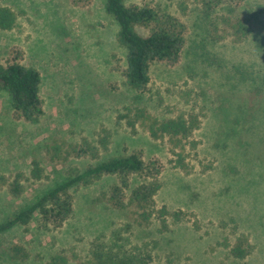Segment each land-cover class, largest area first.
Returning <instances> with one entry per match:
<instances>
[{
    "label": "rangeland",
    "instance_id": "1",
    "mask_svg": "<svg viewBox=\"0 0 264 264\" xmlns=\"http://www.w3.org/2000/svg\"><path fill=\"white\" fill-rule=\"evenodd\" d=\"M106 1L0 0L16 15L12 29L0 28V64L36 69L43 107L37 122L26 121L0 88V175L19 174L24 187L19 198L0 190V223L67 180L72 167L130 153L146 169L128 183L160 184L152 214L112 204L118 176L77 184L61 225L45 226L36 213L0 232V264H97L99 245L148 264H264V0H126L184 26L180 60L151 62L141 91L125 82L127 49ZM191 115L199 126L185 138L150 134L155 121ZM54 146L93 152L52 160ZM238 244L243 258L231 252Z\"/></svg>",
    "mask_w": 264,
    "mask_h": 264
},
{
    "label": "trees",
    "instance_id": "2",
    "mask_svg": "<svg viewBox=\"0 0 264 264\" xmlns=\"http://www.w3.org/2000/svg\"><path fill=\"white\" fill-rule=\"evenodd\" d=\"M78 2L79 0H74ZM218 3L220 0H210ZM106 11L114 17L118 24V40L126 47L125 82L134 90H144L149 82V67L153 61H164L175 64L180 60L185 43L183 35L184 26L176 18L168 14L160 15L157 10L148 5H127L126 0H107ZM16 20L15 13L7 8L0 7V28L12 29ZM148 27L147 34H141L138 27ZM40 73L19 62L0 64V88L7 91L10 96L12 108L26 121L37 122L43 114L42 99L40 97ZM132 125L133 123L130 122ZM199 126L196 116L188 119L183 116L155 121L150 125V134L157 138L158 133L167 134L172 139L180 136L185 138ZM47 147V153L52 160L67 159L71 153L81 156L93 147L80 149L75 146ZM59 150L61 152L59 153ZM178 159V164H184ZM31 174L40 179L43 176V168L37 160L32 161ZM146 169V163L136 153L122 156H113L83 169L72 167L69 170L68 179L49 189L33 204L16 213L12 218L0 223V232L15 225H27L33 216L38 213L45 226L53 222L55 226L61 225L72 214V203L69 189L77 184H90L92 181L105 175L118 176L120 184H114L110 188L109 199L115 207L123 208L131 205L142 210L146 217L152 214V205L160 184L155 180L139 182L134 185L128 183L129 176L142 174ZM21 175L13 179L0 175V190L7 188L9 194L15 198L23 195L24 187L20 183ZM12 179V180H11ZM128 190L127 202L124 203V191ZM113 246V245H112ZM96 246L94 257L97 264H148L147 258L134 252L114 251L113 247ZM103 247V249H102ZM16 253L22 251V247L15 245L12 248ZM121 249V248H118ZM235 257L243 258L248 253L241 244L231 249Z\"/></svg>",
    "mask_w": 264,
    "mask_h": 264
}]
</instances>
